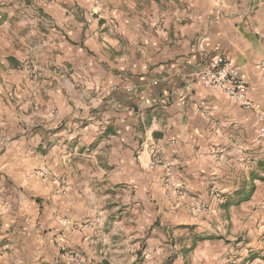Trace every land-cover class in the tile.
Wrapping results in <instances>:
<instances>
[{
  "label": "crops",
  "instance_id": "0c3cea01",
  "mask_svg": "<svg viewBox=\"0 0 264 264\" xmlns=\"http://www.w3.org/2000/svg\"><path fill=\"white\" fill-rule=\"evenodd\" d=\"M216 54L261 116L191 76ZM262 126L264 0H0V264H264V182L222 206Z\"/></svg>",
  "mask_w": 264,
  "mask_h": 264
},
{
  "label": "built area",
  "instance_id": "2783aa9c",
  "mask_svg": "<svg viewBox=\"0 0 264 264\" xmlns=\"http://www.w3.org/2000/svg\"><path fill=\"white\" fill-rule=\"evenodd\" d=\"M95 7L102 5L103 0H91ZM191 76L198 82L204 84L213 90L223 92L226 96L233 99L241 107L254 110L261 116V106L259 103L254 102L249 96V87L245 79L242 77L239 67L228 56L223 54L210 55L205 64L201 65L198 69L191 73ZM264 137V126L259 129L258 139ZM166 179L167 182L171 180L172 172L170 164L166 163ZM44 181L51 183L57 195L64 194L69 189V181L67 177L55 174L49 169H36L33 172ZM180 190H182L180 188ZM217 198L222 199V193L215 188L213 190ZM194 210L197 213H208L210 205L202 201L194 202ZM66 224L67 221H64ZM58 247L61 250L67 248L60 241ZM10 247L9 245H7ZM226 262L235 263V259H226Z\"/></svg>",
  "mask_w": 264,
  "mask_h": 264
},
{
  "label": "trees",
  "instance_id": "16d2710c",
  "mask_svg": "<svg viewBox=\"0 0 264 264\" xmlns=\"http://www.w3.org/2000/svg\"><path fill=\"white\" fill-rule=\"evenodd\" d=\"M261 166H263L264 168V163H261ZM261 180L264 182V174L260 175L259 173L255 174L252 177V184L250 185L249 189L245 186L243 188H241L240 190H237L233 195H230L223 203L222 206L226 211H229L230 208L234 205H239L242 202H245L247 200H249L256 189V184L254 183V180ZM211 237H200L197 239V241H202L205 239H208ZM196 246V243L193 244V246L190 248V250L194 249V247Z\"/></svg>",
  "mask_w": 264,
  "mask_h": 264
},
{
  "label": "rangeland",
  "instance_id": "374dc122",
  "mask_svg": "<svg viewBox=\"0 0 264 264\" xmlns=\"http://www.w3.org/2000/svg\"><path fill=\"white\" fill-rule=\"evenodd\" d=\"M232 256V255H231ZM226 257L227 259H231V261L232 260H234L235 259V257ZM225 261H227L226 259H225ZM235 261H236V259H235ZM227 264H234V263H231V262H226ZM236 263V262H235Z\"/></svg>",
  "mask_w": 264,
  "mask_h": 264
}]
</instances>
